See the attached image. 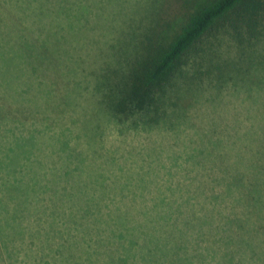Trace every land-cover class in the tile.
<instances>
[{"label":"trees","instance_id":"trees-1","mask_svg":"<svg viewBox=\"0 0 264 264\" xmlns=\"http://www.w3.org/2000/svg\"><path fill=\"white\" fill-rule=\"evenodd\" d=\"M8 1L0 0V16ZM16 1L22 11L32 7V0ZM175 1L176 7L170 8H174L173 11L164 13L157 9V0H154V10L143 17V23L141 18L133 17L130 25L123 29V33L130 29V36L126 37L127 41L121 38L124 46L113 57L107 59L103 48H99L98 56L106 60L98 71L102 68L100 72L106 69L116 77L121 76L120 81L112 77L100 82L101 100L105 102L101 108L122 133L136 131L151 136L154 131L165 130L161 131L164 135L176 134V144L180 147L185 144L189 153L181 157L176 152L175 161L180 169L190 173L184 183H190L194 199L208 204L206 211L188 227L184 224L186 215L181 218L162 214L160 207L169 208L164 207L161 200L157 199L153 205L156 212L149 214L147 199L142 198L147 182L141 176L136 181L127 179L122 184L113 183L114 194L121 196L119 199L105 193L106 189L101 190L100 198L90 201L87 211L84 212L82 206V214L60 212L58 200L36 209L31 207L29 198L31 190L40 184L28 185L30 183L20 176L22 164L16 166L4 157L7 160L0 166L4 177L3 182L0 181L3 197L0 198V264H79L76 259L80 252L85 256V264H209L208 258L211 264H264V158L257 168L239 177L233 172L225 177L224 173L222 177L216 176L212 167L216 159L206 147L209 144L205 124L200 132L192 129V113L197 108L192 100H196L199 91L208 94L211 85L213 97L209 100L213 101L221 94L229 96L245 84L239 79L242 73L264 72V0ZM138 14L137 9L135 15L138 17ZM2 27L1 33L10 28L4 21ZM28 28L26 24L18 26L21 36H25ZM1 33L0 41L4 38ZM23 43L15 48L23 52ZM29 43L36 44L32 39ZM6 61L7 58L3 64ZM259 76L257 84L263 81L262 75ZM5 95L0 85V98ZM261 119L258 127L264 131V117ZM10 128L6 127L1 133L8 138V143L14 134V131H10L11 135L7 133ZM99 128L95 131L91 128L89 133L98 132L95 138L102 139L105 131ZM218 132H221L219 127L210 134ZM151 142L154 144L153 140ZM263 142L264 139L259 145ZM2 144L3 147L8 145ZM243 150L245 152V148ZM141 164L144 165L143 160ZM9 176V181L13 176L14 181L22 183L18 186L22 188L24 201H6L1 187L5 188ZM219 178V183L226 182V189L215 195L213 188ZM236 182L240 184L237 186ZM221 197L230 202L231 209L237 198L240 204L234 206L239 209L237 216L209 212L211 201ZM92 205H98L97 209ZM67 208L76 209L72 204ZM92 213H95L93 217ZM222 217L226 227L236 225L231 241L227 228L220 229ZM149 235L159 240L157 246L144 247L141 238ZM230 244L236 248H229ZM22 253L27 255V260H18Z\"/></svg>","mask_w":264,"mask_h":264},{"label":"rangeland","instance_id":"rangeland-1","mask_svg":"<svg viewBox=\"0 0 264 264\" xmlns=\"http://www.w3.org/2000/svg\"><path fill=\"white\" fill-rule=\"evenodd\" d=\"M152 4L154 0H32V7L24 11L16 0L4 4L0 20L10 28L8 32H0L4 37L0 41L3 47L0 48V85L7 93L0 98V152L3 153L0 166L7 160L4 157H8L16 166L22 164L20 176L30 183L28 185L40 184L31 190V207L37 209L58 200L60 212L82 214V206L84 212L87 211L90 201H98L101 190L106 189L105 193L119 199L121 196L114 194L113 183L122 184L127 179L136 181L141 176L147 182L142 198L147 199L149 214L156 212L152 208L158 199L169 208L160 207L162 214L181 218L186 215L184 224L188 227L206 211L208 204L194 199L190 183H184L190 173L180 169L175 161L176 152L181 157L189 153L185 144L182 143V147L176 144V134L164 135L165 130L154 131L151 136L136 131L122 133L101 108L105 102L101 100L100 82L112 77L118 80L121 76L116 77L106 69L100 72L102 68L98 71L106 60L98 56L99 48H103L107 59L113 57L124 46L123 39L130 36V29L124 33L123 29L130 25L133 17L141 18L143 23V17L154 10ZM176 5L175 0H157L156 3L157 9L164 13L173 11ZM137 9L138 17L135 15ZM2 22L0 30H3ZM21 24L29 26L25 36L18 31ZM31 39L36 44L31 46ZM21 42L26 49L23 52L15 48ZM259 75L263 78L261 84H257L260 83L257 82ZM239 79L245 84L229 96L221 94L210 101L213 90L209 85L208 94L199 91L196 100H192L197 107L192 110V129L200 132L205 124L209 144L206 147L216 159L212 167L220 177L222 173L224 177L232 172L236 177L249 173L264 158V142L259 145L264 131L258 127L264 117V72H245ZM6 127H11L7 133L14 131L9 143L8 138L1 135ZM98 127L105 131L102 139L95 138L98 132L89 133L91 128L95 131ZM217 127L221 132L210 134ZM2 143L8 145L3 147ZM2 176L0 172L1 183ZM9 178L5 188L1 187L6 201H24L22 188L18 186L22 183L14 181L13 176L12 181ZM219 181L220 178L213 188L215 195L226 189V182ZM239 184L236 182L237 186ZM29 190L26 186V191ZM236 199L233 209L227 199H213L209 212L237 216L239 209L234 206L240 204ZM71 204L76 209L67 208ZM236 216L233 219L237 220ZM234 226L226 227L222 217L220 229L227 228L230 241ZM141 239H144L145 248L157 246L159 242L151 235ZM44 246L47 248L46 243ZM228 247L236 248L232 244ZM79 254L77 262L85 264V256L82 252ZM23 258L27 260L28 257L22 253L18 260ZM207 260L212 263L210 258Z\"/></svg>","mask_w":264,"mask_h":264}]
</instances>
